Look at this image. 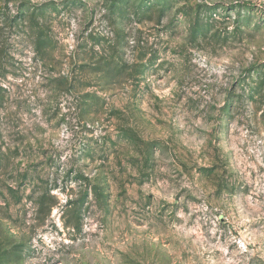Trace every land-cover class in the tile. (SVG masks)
<instances>
[{"label": "rangeland", "instance_id": "1", "mask_svg": "<svg viewBox=\"0 0 264 264\" xmlns=\"http://www.w3.org/2000/svg\"><path fill=\"white\" fill-rule=\"evenodd\" d=\"M0 264H264V0H0Z\"/></svg>", "mask_w": 264, "mask_h": 264}]
</instances>
